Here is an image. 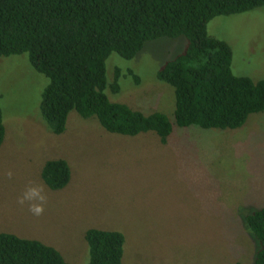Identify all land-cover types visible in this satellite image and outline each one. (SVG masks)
Returning a JSON list of instances; mask_svg holds the SVG:
<instances>
[{
    "label": "rangeland",
    "instance_id": "374dc122",
    "mask_svg": "<svg viewBox=\"0 0 264 264\" xmlns=\"http://www.w3.org/2000/svg\"><path fill=\"white\" fill-rule=\"evenodd\" d=\"M208 33L231 47L235 76L264 80V8L217 17ZM185 48L184 37L162 38L130 61L113 54L108 83L117 69L133 70L140 83L122 75L121 92L107 90L110 100L173 120L174 89L157 74ZM48 85L27 54L0 59V233L40 241L70 264L89 262V229L123 233L124 264H254L259 243L245 217L264 208V112L236 130L176 125L165 144L155 133L111 134L95 117L72 112L66 131L55 135L40 111ZM54 160L71 169L62 190L42 180ZM30 181L48 196L40 217L17 204Z\"/></svg>",
    "mask_w": 264,
    "mask_h": 264
},
{
    "label": "trees",
    "instance_id": "16d2710c",
    "mask_svg": "<svg viewBox=\"0 0 264 264\" xmlns=\"http://www.w3.org/2000/svg\"><path fill=\"white\" fill-rule=\"evenodd\" d=\"M264 8V0H0V59L28 55L32 68L49 80L40 111L55 135L67 128L70 113L95 117L111 134L136 137L155 133L166 143L174 126L236 130L264 112V80L232 72L227 42L211 37L208 25L222 16ZM186 39L184 52L166 61L157 74L175 95L173 120L145 115L107 94L121 92L117 69L109 84L107 61L116 54L133 60L149 42ZM132 77L140 78L133 70ZM6 130L0 106V148ZM42 180L51 190L64 189L71 169L64 160L47 162ZM259 243L254 264H264V208L245 217ZM87 264H124L126 238L118 231L85 233ZM0 264H70L55 248L37 240L0 233Z\"/></svg>",
    "mask_w": 264,
    "mask_h": 264
},
{
    "label": "clouds",
    "instance_id": "9594fccd",
    "mask_svg": "<svg viewBox=\"0 0 264 264\" xmlns=\"http://www.w3.org/2000/svg\"><path fill=\"white\" fill-rule=\"evenodd\" d=\"M6 176L8 179H12V171L9 170ZM47 203L48 196L45 186L32 181L29 182L17 198V204L20 206L27 204L28 211L35 217H40L44 214Z\"/></svg>",
    "mask_w": 264,
    "mask_h": 264
}]
</instances>
